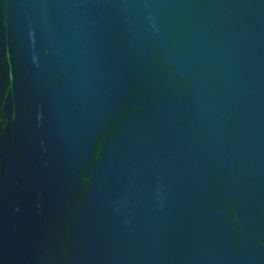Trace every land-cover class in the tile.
Wrapping results in <instances>:
<instances>
[{"label":"water","instance_id":"obj_1","mask_svg":"<svg viewBox=\"0 0 264 264\" xmlns=\"http://www.w3.org/2000/svg\"><path fill=\"white\" fill-rule=\"evenodd\" d=\"M0 264H264V0H0Z\"/></svg>","mask_w":264,"mask_h":264}]
</instances>
